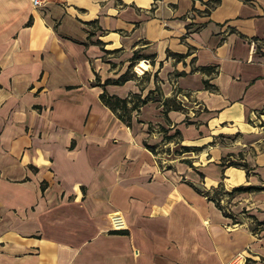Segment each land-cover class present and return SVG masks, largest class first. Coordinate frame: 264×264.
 Returning <instances> with one entry per match:
<instances>
[{"label": "crops", "instance_id": "0c3cea01", "mask_svg": "<svg viewBox=\"0 0 264 264\" xmlns=\"http://www.w3.org/2000/svg\"><path fill=\"white\" fill-rule=\"evenodd\" d=\"M103 88L152 98L129 127ZM172 95L185 108L166 117ZM260 125L264 0H0V264H264ZM218 183L257 189L227 217L196 191Z\"/></svg>", "mask_w": 264, "mask_h": 264}, {"label": "trees", "instance_id": "16d2710c", "mask_svg": "<svg viewBox=\"0 0 264 264\" xmlns=\"http://www.w3.org/2000/svg\"><path fill=\"white\" fill-rule=\"evenodd\" d=\"M92 33L89 32V36ZM177 57L182 56L181 54H175ZM146 59H149L150 62L152 61V59H150L151 55H146L144 56ZM137 56L134 53L133 56L131 57L132 62H131V66L135 63L133 59H136ZM199 69H201L202 71H207V72H216V69L214 68V66H200ZM128 77L127 72L124 73V75H122L121 77L117 78V79H106L103 82L100 81V77L99 75H96V79L93 82L94 85H100L102 87H104V85L109 84V83H122L124 82V80H126V78ZM204 86H206L209 89L214 88L213 86H210V84L208 83L207 80L204 79ZM99 97L101 99V101L112 111L114 112V114L127 126L131 127L132 126V117L131 114L133 111L138 112L140 107L147 103V101L149 99H151V95L150 92H148L146 95L142 96V94L140 93H131L128 96L122 98L119 97L116 94H109L106 89L103 88V91L100 92ZM161 102L163 103V114L164 116H166L167 112L170 109H183L184 110V106L182 105L181 101H178L176 99V97L174 95L169 96V97H165L161 100ZM167 117V116H166ZM140 121V120H138ZM148 130L150 131L151 129V124L149 123L148 125ZM159 129L163 131L164 135L163 138H165L166 140H170V138H175L176 142H178L181 138V133L178 129H175V131L169 133L168 128H166L164 125H159ZM144 145L147 146V148H149V150H151V152L154 155H157V153L160 151H164L161 149H156L157 148V144H149L146 141H144ZM200 147H196V146H190V145H181L179 144V146L175 149V152L179 153L182 151H198ZM168 151V150H167ZM232 156H234L232 153H228L225 157L222 158L221 163L222 165H228V164H232L241 168H244L247 172V174L249 173V165L248 163L245 161V159L243 158V160L240 159H234L232 158ZM238 156L240 158H242L243 156H241V153H238ZM182 161H186L188 162L191 166H192V160L189 158H185L182 159ZM158 163L159 165L162 167L163 164L161 162V160L158 157ZM165 167H169L168 165H165ZM253 189H257V187L252 186V185H240L237 187H233L229 190H226L224 185L222 183H218L215 187L212 188H197L196 187V191L199 194L204 195L208 200H212L216 206L221 209L222 213L227 216H233V213L231 212H227V207L226 205H224L223 203H221V196L222 195H226L228 196V198L232 197L235 193H239V192H243L245 190H253ZM229 203V202H228ZM263 223V221H255V225H259ZM255 230V229H253Z\"/></svg>", "mask_w": 264, "mask_h": 264}, {"label": "built area", "instance_id": "2783aa9c", "mask_svg": "<svg viewBox=\"0 0 264 264\" xmlns=\"http://www.w3.org/2000/svg\"><path fill=\"white\" fill-rule=\"evenodd\" d=\"M32 5L35 7H38V5H40L42 3V0H31ZM254 43V42H252ZM145 61L149 62V59H144ZM258 124V123H257ZM264 125H260L259 127H261V129H263L264 131ZM169 144H167V142L163 143V147H167ZM166 156V155H165ZM161 159L162 163H165L168 161V158L162 157L159 158ZM118 214L114 215L113 217H116ZM117 224H119V222H117ZM245 261V256L242 253H236V255H234V257L231 259V261L228 264H243Z\"/></svg>", "mask_w": 264, "mask_h": 264}, {"label": "rangeland", "instance_id": "374dc122", "mask_svg": "<svg viewBox=\"0 0 264 264\" xmlns=\"http://www.w3.org/2000/svg\"><path fill=\"white\" fill-rule=\"evenodd\" d=\"M147 62V61H146ZM137 63L138 62H135L132 66H131V70H132V72L134 73V74H137V75H143V78H144V80H146V78H148V75H144L143 74V71L142 72H138L136 69H135V65H137ZM148 64H149V62H147ZM149 68V67H148ZM146 70V69H145ZM144 70V71H145ZM133 119H134V117H133ZM148 127V126H147ZM154 131V130H153ZM161 154H165L166 155V153H163V152H161ZM158 155V154H157ZM172 156H175L174 154H172ZM158 159V158H157ZM169 162V160L167 161V162H165V163H163V164H169L168 163ZM226 189V188H225ZM221 203H223L224 205H226V207L229 209V211H232L231 209H230V207H229V204H231V197L230 198H228V196H226V195H222L221 196ZM229 202V203H228ZM228 212V211H227ZM244 212H245V209H244ZM234 219V217L233 218H231V220H233Z\"/></svg>", "mask_w": 264, "mask_h": 264}, {"label": "bare ground", "instance_id": "6f19581e", "mask_svg": "<svg viewBox=\"0 0 264 264\" xmlns=\"http://www.w3.org/2000/svg\"><path fill=\"white\" fill-rule=\"evenodd\" d=\"M149 67V64L141 59L139 60V62L137 63V65H135V69L140 73L142 71H144L145 69H147Z\"/></svg>", "mask_w": 264, "mask_h": 264}]
</instances>
